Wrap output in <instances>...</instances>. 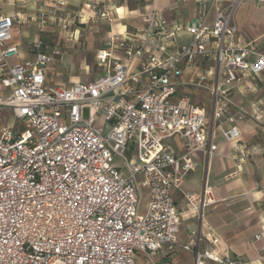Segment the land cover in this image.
Listing matches in <instances>:
<instances>
[{
    "label": "built area",
    "instance_id": "2783aa9c",
    "mask_svg": "<svg viewBox=\"0 0 264 264\" xmlns=\"http://www.w3.org/2000/svg\"><path fill=\"white\" fill-rule=\"evenodd\" d=\"M196 1L185 27L168 28L153 9L142 14V30L110 35L95 54L102 73L68 86L47 79L56 47L48 52L38 40L30 44L31 58L11 61L19 54L11 34L18 20L0 14V85L7 92L0 94V264H140L163 249L160 264H172L176 246L190 251L194 264H248L222 252L212 231L177 242L180 215L202 217L213 200L207 187L187 193L189 207L180 211L171 193L194 170L195 152L216 150L207 141L204 108L175 94L183 68L210 59L214 71H199L194 83L218 102L221 83L264 70L254 42L236 40L234 15L244 0H211L210 24L207 0ZM84 2L94 21H112L103 0ZM181 29L190 40L174 44ZM6 112L14 124L1 122ZM243 113L226 115L227 126L216 124L224 139L238 137L235 121ZM214 116L222 117L219 110ZM174 136L182 141L179 154L167 142ZM255 238L264 241V224Z\"/></svg>",
    "mask_w": 264,
    "mask_h": 264
},
{
    "label": "crops",
    "instance_id": "0c3cea01",
    "mask_svg": "<svg viewBox=\"0 0 264 264\" xmlns=\"http://www.w3.org/2000/svg\"><path fill=\"white\" fill-rule=\"evenodd\" d=\"M63 1L64 4L59 5L56 0H0V14L18 20L13 24L11 34L19 54L11 61L15 63L31 58L30 44L38 40L42 41L48 52L56 47L60 53L53 55L47 63V79L52 84L64 86L84 81L74 76L69 78L68 84L57 80L60 74L59 62L70 57V53H65L64 46H97L96 54L99 48L106 45L110 35L142 30L146 25L142 14L153 9L162 13L168 28L185 27L195 18L198 9L196 0H103L112 21L101 20L88 27L87 32H80L87 28V21L81 20L75 32L69 33L62 30L60 22H55L53 12L72 11L82 16V19L90 18L92 12L84 0ZM226 1L220 0L219 3ZM215 5L211 4V0L206 2L207 24L213 20ZM234 20L238 29L237 42L244 44L252 41L257 50L264 53V3L244 0L236 9ZM189 40L190 35L181 29L174 44ZM114 54L120 56L118 50ZM77 56L78 62L84 59V53L80 50ZM214 68L210 59L198 57L191 67L183 68V83L176 86V96H188L194 105L204 108L207 141L216 144L213 153L197 151L193 154L194 170L171 193L173 203L180 211L189 207L185 198L187 193L201 194L207 187L213 200L202 217L193 213L180 215L177 242H186L193 233L212 231L220 239L222 252L241 262L264 264V241L255 238L264 224V70L255 75L245 74L239 82L230 85L221 83L224 100L218 102L209 90L194 83L199 71H214ZM210 79L215 80L213 75H210ZM5 92L0 85V94L4 95ZM239 109L244 112L242 118L235 121L239 135L235 139L226 140L215 126L219 122L227 126L224 117ZM216 110L221 112V118L214 116ZM167 142L176 153L181 152L182 141L178 137H171ZM156 254L162 255L156 264H160L167 256L164 249ZM169 257L172 258V264H194L193 254L179 246L175 247Z\"/></svg>",
    "mask_w": 264,
    "mask_h": 264
},
{
    "label": "rangeland",
    "instance_id": "374dc122",
    "mask_svg": "<svg viewBox=\"0 0 264 264\" xmlns=\"http://www.w3.org/2000/svg\"><path fill=\"white\" fill-rule=\"evenodd\" d=\"M53 17L55 18V22L58 23L60 22V26L61 24L65 23L67 24V28L66 29H62L64 31H68L69 33L71 32H75V28L79 27V21L81 20H86L87 21V28H85V31L80 30V32H87L88 27L93 26L95 24H97L99 21H94L93 20V14L91 15L90 18H85L82 19V16H78L77 14H75V12L72 11H64V12H53ZM58 18H61V20L59 21ZM65 19V20H64ZM54 20V19H53ZM70 26V28H69ZM62 27V26H61ZM83 34V33H82ZM80 42V41H79ZM64 50L66 54L70 53V57H68L66 60H64L63 62H59L60 65V69L58 74V79L60 82L64 83V84H68V80L71 76H74V78L76 79H80V80H91L93 79L97 74H101L102 73V69L98 66L97 62L95 61V49L97 48V46H83L80 45L77 46V44L73 46H64ZM63 49V48H62ZM63 50V51H64ZM80 50V52L84 53V59H82V61L78 62V51ZM4 95H7V92H5ZM84 115L87 116V110H84ZM3 124H14L15 120L14 118L9 115L8 112H6L2 118L1 121ZM132 152V151H131ZM128 155H130V152H128ZM114 162L116 164H121V161L114 157ZM145 199L143 200V205L145 204ZM142 256H140L141 258ZM155 264L156 261H159L162 259V255L161 254H154L153 256H151L150 258ZM148 257L144 256L141 258L140 264H151L148 263V260H150Z\"/></svg>",
    "mask_w": 264,
    "mask_h": 264
}]
</instances>
